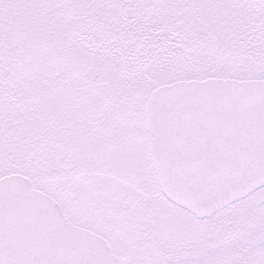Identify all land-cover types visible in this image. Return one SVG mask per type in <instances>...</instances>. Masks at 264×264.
Listing matches in <instances>:
<instances>
[{
  "label": "snow or ice",
  "instance_id": "obj_1",
  "mask_svg": "<svg viewBox=\"0 0 264 264\" xmlns=\"http://www.w3.org/2000/svg\"><path fill=\"white\" fill-rule=\"evenodd\" d=\"M0 264H264V0H0Z\"/></svg>",
  "mask_w": 264,
  "mask_h": 264
}]
</instances>
